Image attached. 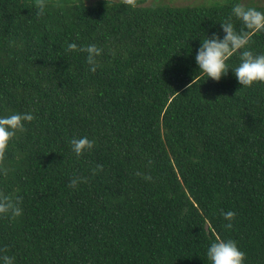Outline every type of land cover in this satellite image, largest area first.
Instances as JSON below:
<instances>
[{"label": "trees", "instance_id": "1", "mask_svg": "<svg viewBox=\"0 0 264 264\" xmlns=\"http://www.w3.org/2000/svg\"><path fill=\"white\" fill-rule=\"evenodd\" d=\"M86 1L43 0L37 15L39 0H0V114L34 115L0 158V194L22 197L20 216L0 215V255L210 264L219 236L264 264V82L231 69L199 82L193 58L233 3L264 0ZM248 47L264 51V32ZM74 136L93 147L77 156Z\"/></svg>", "mask_w": 264, "mask_h": 264}, {"label": "clouds", "instance_id": "2", "mask_svg": "<svg viewBox=\"0 0 264 264\" xmlns=\"http://www.w3.org/2000/svg\"><path fill=\"white\" fill-rule=\"evenodd\" d=\"M127 2L129 5L133 4V0H127ZM45 7L43 0H39L37 15L43 14ZM233 17L239 21L240 27L234 24ZM218 22L223 35L220 32L211 31L203 32V37L198 36L200 43L193 58L200 74L199 82L207 78L218 81L228 73L229 69L241 86L264 82V51L256 52L248 47L253 35L264 32V10L239 2L233 3L229 17ZM69 48L75 50L78 45L71 43ZM79 50L87 53L86 60L90 70H95L96 58L101 54L102 48L90 43L79 46ZM234 56L238 58V63L233 66L229 61ZM33 119L34 115L30 111L0 114V158L4 156L10 140L17 132L24 131L25 122ZM69 143L71 150L77 156L94 145V141L87 136H74ZM147 178L150 179V177ZM83 180V177H73L70 185L75 187ZM21 200L22 197L19 195L13 197L9 194H0V215L20 216L22 214ZM222 215L228 221L226 227H229L235 213L229 210ZM205 256L210 264H245L246 254L234 239L217 236L207 245ZM14 260L12 256L0 255V264H14Z\"/></svg>", "mask_w": 264, "mask_h": 264}, {"label": "rangeland", "instance_id": "3", "mask_svg": "<svg viewBox=\"0 0 264 264\" xmlns=\"http://www.w3.org/2000/svg\"><path fill=\"white\" fill-rule=\"evenodd\" d=\"M86 1V0H85ZM88 1H93V0H88ZM88 1H86V2H88ZM171 1V0H170ZM172 2V4L173 5H182V4H184L185 3V1L184 0H172L171 1Z\"/></svg>", "mask_w": 264, "mask_h": 264}]
</instances>
